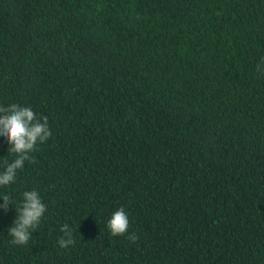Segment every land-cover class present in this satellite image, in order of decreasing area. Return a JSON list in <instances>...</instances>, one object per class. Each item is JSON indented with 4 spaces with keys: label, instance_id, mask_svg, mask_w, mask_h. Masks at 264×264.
I'll return each instance as SVG.
<instances>
[{
    "label": "trees",
    "instance_id": "1",
    "mask_svg": "<svg viewBox=\"0 0 264 264\" xmlns=\"http://www.w3.org/2000/svg\"><path fill=\"white\" fill-rule=\"evenodd\" d=\"M12 104L51 136L0 187V264H264V0H0ZM33 189L46 211L14 245Z\"/></svg>",
    "mask_w": 264,
    "mask_h": 264
},
{
    "label": "clouds",
    "instance_id": "2",
    "mask_svg": "<svg viewBox=\"0 0 264 264\" xmlns=\"http://www.w3.org/2000/svg\"><path fill=\"white\" fill-rule=\"evenodd\" d=\"M259 70V67L258 69ZM0 136H4L8 142V153L14 155L9 162L7 159L0 161V187H6L16 180L18 170L24 167L25 161H31V153L36 150L37 144L46 141L51 136L46 116L37 118L36 113L26 106L12 104L7 107L0 106ZM0 208L7 207L11 203L7 195L3 197ZM17 216L13 225L8 229L14 245L28 244L32 232L36 230L41 218L46 211L39 193L33 189L23 193L21 206L16 209ZM107 227L113 236L124 235L128 231V214L123 207L115 210L107 222ZM64 237L58 240L60 247L67 248L74 243L72 239L73 229L64 224L61 226ZM131 241L138 239L135 233L127 237Z\"/></svg>",
    "mask_w": 264,
    "mask_h": 264
}]
</instances>
